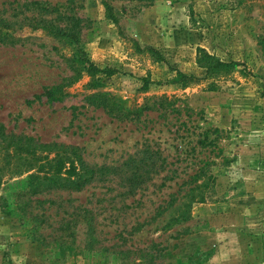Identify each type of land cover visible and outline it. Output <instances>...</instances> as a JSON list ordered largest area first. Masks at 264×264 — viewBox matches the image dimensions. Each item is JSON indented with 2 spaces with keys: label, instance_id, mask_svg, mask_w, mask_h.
<instances>
[{
  "label": "rangeland",
  "instance_id": "374dc122",
  "mask_svg": "<svg viewBox=\"0 0 264 264\" xmlns=\"http://www.w3.org/2000/svg\"><path fill=\"white\" fill-rule=\"evenodd\" d=\"M33 2L70 38L30 28ZM0 19L16 33L0 43V125L75 148L94 177L28 216L27 175L7 178L0 264H264V0H0ZM204 53L234 65L209 73ZM82 208L96 229L73 241L59 228Z\"/></svg>",
  "mask_w": 264,
  "mask_h": 264
},
{
  "label": "trees",
  "instance_id": "16d2710c",
  "mask_svg": "<svg viewBox=\"0 0 264 264\" xmlns=\"http://www.w3.org/2000/svg\"><path fill=\"white\" fill-rule=\"evenodd\" d=\"M38 9L41 17L28 18L29 27L36 31H43L57 38H70V32L75 26H63L57 23L56 19H47V14H53L56 11L38 2L28 4ZM15 29L13 24L5 19H0V43H14ZM202 59L205 62L202 63ZM199 63L202 67L207 68L208 72H223L230 69L234 63H226L207 53L203 57H199ZM94 65L90 64L88 70H92ZM109 76L115 73V70H105ZM181 79L176 82L184 81L186 84L192 79L191 76L178 73ZM92 84V82L90 83ZM99 99L93 97L91 104L96 105L94 100ZM98 104V102H97ZM99 105L104 107L107 113L117 119L131 120L135 117V112L127 111L119 107L108 106L106 101L100 102ZM26 176V188L19 190L15 196L17 210L23 215H27L32 207L31 200L33 197L44 193L45 191H80L88 183L92 182L94 177L89 176V172L85 169L78 156L76 149L71 146H64L57 143H41L32 137L16 135L8 133L3 125H0V188L7 178H16ZM136 173L131 174V179H136ZM139 183V180H136ZM136 183V184H137ZM201 186L197 185L190 190V198L196 199L202 193H199ZM28 198V199H27ZM0 200L5 197L0 195ZM33 222L38 221V216H32ZM95 223L92 211L82 208L76 218L71 220H63L59 231L63 236L72 238L73 241L77 237V232L95 231Z\"/></svg>",
  "mask_w": 264,
  "mask_h": 264
}]
</instances>
